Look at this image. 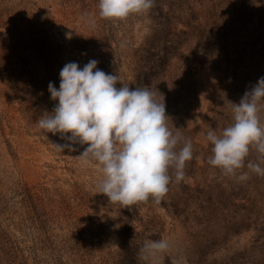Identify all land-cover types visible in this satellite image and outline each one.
Here are the masks:
<instances>
[{
  "label": "rangeland",
  "instance_id": "obj_1",
  "mask_svg": "<svg viewBox=\"0 0 264 264\" xmlns=\"http://www.w3.org/2000/svg\"><path fill=\"white\" fill-rule=\"evenodd\" d=\"M93 59L122 84L158 90L168 127L192 142L184 180L170 169L159 204L110 202L95 187L100 166L75 158L87 145L57 151L66 141L38 127L58 103L49 83L59 89L65 64ZM260 77L264 0H155L124 20L100 18L99 0H0V264H264V177L223 175L206 139ZM161 238L168 253L138 259Z\"/></svg>",
  "mask_w": 264,
  "mask_h": 264
},
{
  "label": "clouds",
  "instance_id": "obj_2",
  "mask_svg": "<svg viewBox=\"0 0 264 264\" xmlns=\"http://www.w3.org/2000/svg\"><path fill=\"white\" fill-rule=\"evenodd\" d=\"M154 2L99 0V16L124 20L149 11ZM97 64L93 59L83 68L76 62L63 66L59 89L48 85L50 98L58 103L37 121L38 127L66 141L54 144L57 151L76 152L77 144L87 145L75 158L83 167L100 166L102 178L95 187L110 202L128 207L152 198L159 204L169 191L170 169L177 184L184 180L186 162L193 158L192 142L185 141L178 128L174 132L168 127L164 97L159 98L158 90L131 88ZM118 82L121 87H116ZM229 103L234 122L219 135L214 130L206 134L212 145L208 163L241 181L249 178V172L237 176L245 167L264 177V77L245 91L239 103ZM251 151L258 154V162L245 165ZM170 248L169 240L147 239L138 259L154 261Z\"/></svg>",
  "mask_w": 264,
  "mask_h": 264
}]
</instances>
